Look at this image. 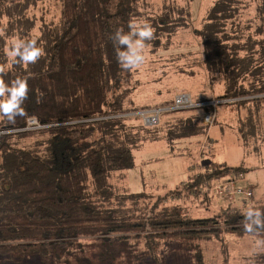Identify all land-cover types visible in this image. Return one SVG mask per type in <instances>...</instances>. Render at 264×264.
I'll use <instances>...</instances> for the list:
<instances>
[{
    "label": "trees",
    "instance_id": "1",
    "mask_svg": "<svg viewBox=\"0 0 264 264\" xmlns=\"http://www.w3.org/2000/svg\"><path fill=\"white\" fill-rule=\"evenodd\" d=\"M249 1L218 0L196 34L202 47L188 51L203 54L210 86H220L219 100L264 103V0ZM60 5V36L49 68L33 75L11 74V80L28 77L25 115L14 123L1 115L0 130L22 129L29 118L48 128L2 138L0 263L159 264L162 249L175 243L173 251L207 264L208 245L222 241L223 235L255 244L258 237L243 230L242 212L233 206L244 197L231 201L208 192L219 201L227 200V210L235 211L206 219L183 218L167 208L158 212L168 194L142 210L137 205L147 200L146 193L132 194L118 185L136 168L135 152L147 143L171 142L172 137L165 136L168 131L202 139L207 132L206 110L170 113H186L180 117H165L166 113L153 128L142 126L137 118H119L173 104L169 99L135 105L130 97L140 86L133 80L137 71H122L117 64L109 34L121 25L127 30L130 16L141 17L138 8L133 0H60ZM158 18L148 19L154 28V39L147 42L153 53L168 51L187 22L170 13ZM196 100L211 99L198 95ZM129 121L139 125L129 126ZM118 123L122 124L111 125ZM36 137L42 139L31 142ZM205 160V175L193 174L170 193L197 198L205 182L222 181L240 170ZM244 199L264 209L254 198ZM246 262L264 264V247H256Z\"/></svg>",
    "mask_w": 264,
    "mask_h": 264
},
{
    "label": "rangeland",
    "instance_id": "2",
    "mask_svg": "<svg viewBox=\"0 0 264 264\" xmlns=\"http://www.w3.org/2000/svg\"><path fill=\"white\" fill-rule=\"evenodd\" d=\"M217 1L133 0L141 17L155 20L165 13H170L173 18L183 17L187 21L185 28L181 29L183 31L172 38L168 51L162 52L161 49L159 51L161 53H153L151 48L147 47L146 60L135 69L137 74H134L133 78L140 83L138 90L130 97L135 105L162 104L165 98L174 99L181 92L190 94L194 100L198 95L206 99H217L221 95L220 86L215 85L214 88L210 86L203 54L201 52L188 54V51L194 52L202 47L196 34L203 29V20L208 9ZM252 13L254 16L255 11ZM60 16V0H0V77L10 81L14 71L23 75H33L49 68L54 45L60 36ZM247 18L249 16L242 17L241 23H245ZM27 35L38 37V44L43 47L44 55L34 64L9 65L4 53L6 41L14 36ZM183 52L187 54L179 56ZM184 114L186 113H167L165 117L172 115L180 117L185 116ZM129 122V126L132 127L139 125L136 121ZM1 125L3 121L0 115ZM166 130L169 128L166 127ZM170 131L165 136H171V142L159 140L147 143L140 151L135 152L139 166L127 172V177L118 185L128 189L132 194L146 193L147 200L137 205L142 210L151 208L157 200L168 194V201L164 206H160L158 212L167 208L183 218L194 219H206L234 212L233 209L227 210L230 206L227 200L222 202L210 196L204 186L197 198L194 195L185 197L170 193L183 186L193 176L188 173V169L198 164L199 143L203 140L200 136L192 138L173 136L170 135L173 134ZM132 132L130 133L133 135ZM131 134L127 136L133 137ZM209 136L214 146L212 154L206 158L219 166L240 169L224 176L222 181L235 180L238 188H253L255 204L264 206V103L249 101L217 107V120L211 127ZM38 139L42 138L36 137L31 142ZM249 205L250 201L244 198H238L233 204L234 209L238 207L236 210L240 212ZM224 236L222 241L208 245L210 252L204 256L206 263L248 264L246 262L248 256L256 249L252 240L242 243L230 235ZM170 244V247H165L160 252L159 264H196V256L177 253L173 250L178 246L175 243ZM0 264L34 263L10 261Z\"/></svg>",
    "mask_w": 264,
    "mask_h": 264
},
{
    "label": "clouds",
    "instance_id": "3",
    "mask_svg": "<svg viewBox=\"0 0 264 264\" xmlns=\"http://www.w3.org/2000/svg\"><path fill=\"white\" fill-rule=\"evenodd\" d=\"M127 30L121 25L109 34L115 50V58L122 71L139 68L146 60L149 41L154 39V28L145 17L130 16ZM9 65L34 64L44 55V49L38 44L35 35L14 36L6 41L4 49ZM28 77L17 75L10 81L0 77V115L8 121L15 122L17 116L25 115L22 107L28 94ZM241 227L247 233L254 234L256 247H264V209L253 205L247 206L241 213Z\"/></svg>",
    "mask_w": 264,
    "mask_h": 264
},
{
    "label": "built area",
    "instance_id": "4",
    "mask_svg": "<svg viewBox=\"0 0 264 264\" xmlns=\"http://www.w3.org/2000/svg\"><path fill=\"white\" fill-rule=\"evenodd\" d=\"M238 100H219L211 99L209 101L199 102L194 100L192 96L188 93H178L174 99L173 104L168 107L155 108L151 110L138 111L131 114H126L119 116V118H137L141 125L146 128H153L160 125L162 116L166 113L171 112H181L186 110L194 109H205L203 115V124L207 127V132L205 134V141L201 145V160H205L206 156L211 155L214 142L210 141L209 130L215 124L217 120V107L232 104ZM48 126H44L38 122L35 118H29L27 120L26 126L19 130H0V144L2 138L10 133H21V132H34L47 129ZM202 165V164H200ZM201 175L206 174L205 168L202 167L199 172ZM204 187L207 192L212 193L219 199H229L231 201L235 200L238 197H244L247 199L254 198L253 188H238L235 181H218L215 183L205 182Z\"/></svg>",
    "mask_w": 264,
    "mask_h": 264
},
{
    "label": "crops",
    "instance_id": "5",
    "mask_svg": "<svg viewBox=\"0 0 264 264\" xmlns=\"http://www.w3.org/2000/svg\"><path fill=\"white\" fill-rule=\"evenodd\" d=\"M165 101H167V100H169V98H165L164 99ZM209 132H210V130H209ZM210 137V136H209ZM205 138H206V136H204L203 137V140L201 141V143H199V148H200V151H199V157H198V164L197 165H195V166H192V167H190L189 169H188V173H190V174H199V172L201 171V169H202V167L204 168V160H201V156H200V153H201V145H202V143L205 141ZM140 151V150H139ZM212 154V153H211ZM136 157V156H135ZM206 157H209V156H206ZM206 159V158H205ZM213 161V160H212ZM200 164H202V165H200ZM136 165H137V162H136ZM137 166H139V165H137Z\"/></svg>",
    "mask_w": 264,
    "mask_h": 264
}]
</instances>
